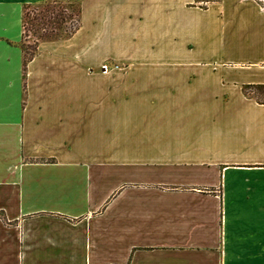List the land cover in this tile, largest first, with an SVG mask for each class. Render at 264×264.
I'll return each instance as SVG.
<instances>
[{"label":"crops","instance_id":"0c3cea01","mask_svg":"<svg viewBox=\"0 0 264 264\" xmlns=\"http://www.w3.org/2000/svg\"><path fill=\"white\" fill-rule=\"evenodd\" d=\"M40 1L0 0V264H264V8L79 0L24 64Z\"/></svg>","mask_w":264,"mask_h":264},{"label":"rangeland","instance_id":"374dc122","mask_svg":"<svg viewBox=\"0 0 264 264\" xmlns=\"http://www.w3.org/2000/svg\"><path fill=\"white\" fill-rule=\"evenodd\" d=\"M218 1V0H217ZM264 8V0H256ZM215 2V1H212ZM211 2L195 1L191 5L205 8ZM26 6V5H24ZM77 3H69L62 0L49 1L47 3H34L25 7V16L23 18L24 33L22 38L24 58L30 56L29 54L37 52L39 43L45 39L63 38L70 33L76 22L75 13L77 11ZM232 33L227 29L219 37L212 36L210 33L209 40L205 46H195L191 53H199L204 55L217 56V59L225 60L226 62H234L240 58L242 51L241 47L235 45L236 40L231 39ZM67 38V37H66ZM231 39V40H230ZM86 49V47H84ZM90 47H88L89 49ZM101 48V47H100ZM105 48V47H103ZM116 56L122 52H130L140 54L146 50H152L155 47H146L138 44L137 46H116L113 47ZM80 49V46H78ZM25 64V63H24ZM107 66L109 63H104ZM147 63L135 64V69H170L169 63ZM141 65H145L141 67ZM121 64V68H122ZM103 68V67H102ZM262 97H264V89L262 90Z\"/></svg>","mask_w":264,"mask_h":264},{"label":"trees","instance_id":"16d2710c","mask_svg":"<svg viewBox=\"0 0 264 264\" xmlns=\"http://www.w3.org/2000/svg\"><path fill=\"white\" fill-rule=\"evenodd\" d=\"M49 1H56V0H42V1H40V3L42 2V3H47V2H49ZM62 1H66V2H69V3H77L78 4V7H77V11H76V13H75V16L77 17L76 18V22H75V24H74V27H73V29L70 31V33L69 34H67V36H65V37H63V38H66V37H69V36H71L79 27H80V12H81V7H80V2H79V0H62ZM195 1H204V3H206V2H212V1H217V0H195ZM28 5H30V4H27L26 6H24V10H25V7H27ZM202 7V6H201ZM23 10V15H22V20H23V18H24V11ZM23 26H24V23H23ZM24 30H25V27H24ZM55 39H61V38H55ZM23 41H21L20 42V46L22 47V50H23V43H22ZM36 52H34V53H31V54H29L30 56H28V57H25L24 58V63L27 61V60H29L30 58H32V56L35 54Z\"/></svg>","mask_w":264,"mask_h":264},{"label":"built area","instance_id":"2783aa9c","mask_svg":"<svg viewBox=\"0 0 264 264\" xmlns=\"http://www.w3.org/2000/svg\"><path fill=\"white\" fill-rule=\"evenodd\" d=\"M103 68L106 69V65L105 64L103 65Z\"/></svg>","mask_w":264,"mask_h":264}]
</instances>
